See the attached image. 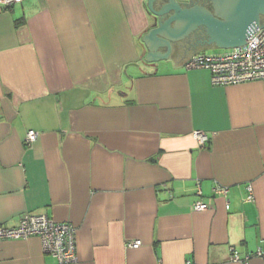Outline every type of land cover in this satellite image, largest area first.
I'll use <instances>...</instances> for the list:
<instances>
[{
	"label": "crops",
	"instance_id": "1",
	"mask_svg": "<svg viewBox=\"0 0 264 264\" xmlns=\"http://www.w3.org/2000/svg\"><path fill=\"white\" fill-rule=\"evenodd\" d=\"M175 1L219 19L213 0ZM152 9L0 3V224L25 213L72 223L79 264H264V80L214 85L209 70L186 68L195 53L231 48L208 42L205 22L178 39L155 33L170 52L146 59L145 34L176 13ZM31 129L38 138L26 144ZM231 247L251 258L230 260ZM0 264L57 260L37 236L0 238Z\"/></svg>",
	"mask_w": 264,
	"mask_h": 264
},
{
	"label": "built area",
	"instance_id": "2",
	"mask_svg": "<svg viewBox=\"0 0 264 264\" xmlns=\"http://www.w3.org/2000/svg\"><path fill=\"white\" fill-rule=\"evenodd\" d=\"M21 0H0L4 6H11ZM188 69H207L211 73L214 85H232L252 80H264V26L261 27L248 41L240 46L229 48L221 53L198 52L193 54L185 63ZM194 136L202 144L209 141V135L203 130H195ZM38 138L34 129L28 131L25 142L31 144ZM247 201L255 198L252 183H248ZM215 192L227 195L228 187L218 186ZM229 208V203H227ZM195 210L204 209L201 200L195 201ZM37 236L40 238L44 252L53 255L57 264H79L77 252V227L70 222H59L45 214L25 213L15 226L0 224V238L17 239ZM142 245L141 239L129 241L128 247L138 248ZM230 260L247 263L251 255L242 256L234 247H231ZM263 256L262 251L257 252ZM185 264H194L187 260Z\"/></svg>",
	"mask_w": 264,
	"mask_h": 264
},
{
	"label": "water",
	"instance_id": "3",
	"mask_svg": "<svg viewBox=\"0 0 264 264\" xmlns=\"http://www.w3.org/2000/svg\"><path fill=\"white\" fill-rule=\"evenodd\" d=\"M218 18H214L209 12L197 6L186 9L189 4L170 0L164 4L160 11L152 9V0H148L149 6L154 13L161 14L169 8H175L176 13L169 17L167 14L160 15V27L153 29L143 38L149 48L146 59L153 60L167 57L170 52V42L155 36V33L163 34L171 39H178L194 28L197 24L205 22L212 35L210 41L217 40L218 44L227 48L245 44L264 23L261 15L264 14V0H213ZM176 19L174 28L169 27V21ZM198 41H201L199 37ZM207 41V40H206ZM168 45V51L156 52L158 45ZM195 45L191 44L189 48Z\"/></svg>",
	"mask_w": 264,
	"mask_h": 264
},
{
	"label": "rangeland",
	"instance_id": "4",
	"mask_svg": "<svg viewBox=\"0 0 264 264\" xmlns=\"http://www.w3.org/2000/svg\"><path fill=\"white\" fill-rule=\"evenodd\" d=\"M215 51H217V53H220L222 50L221 49H216ZM207 52H212L211 49H207Z\"/></svg>",
	"mask_w": 264,
	"mask_h": 264
}]
</instances>
